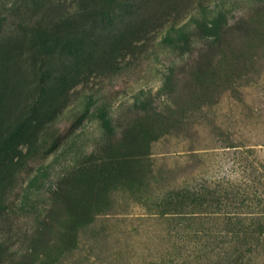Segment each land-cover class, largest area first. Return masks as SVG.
Listing matches in <instances>:
<instances>
[{
	"label": "rangeland",
	"instance_id": "1",
	"mask_svg": "<svg viewBox=\"0 0 264 264\" xmlns=\"http://www.w3.org/2000/svg\"><path fill=\"white\" fill-rule=\"evenodd\" d=\"M207 183L261 211L264 0H0V264H264Z\"/></svg>",
	"mask_w": 264,
	"mask_h": 264
},
{
	"label": "trees",
	"instance_id": "2",
	"mask_svg": "<svg viewBox=\"0 0 264 264\" xmlns=\"http://www.w3.org/2000/svg\"><path fill=\"white\" fill-rule=\"evenodd\" d=\"M230 186L227 188L223 185L221 188L219 185L207 183L205 186L186 189L180 195L181 209L183 204L188 203L197 208L194 214H199V217L205 215L211 220L224 223L225 234L231 233L232 239L236 241L235 245L240 251L243 250L240 253L241 256L246 253H257L261 243L264 242V200H258V205L262 207L261 211L245 212L243 209H246L244 207L247 205L248 192L246 190L242 192ZM250 193L253 195L254 190ZM257 197L253 196L252 199ZM243 247L247 248L242 249ZM236 253H239L238 250L234 251V254Z\"/></svg>",
	"mask_w": 264,
	"mask_h": 264
}]
</instances>
